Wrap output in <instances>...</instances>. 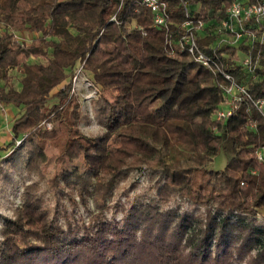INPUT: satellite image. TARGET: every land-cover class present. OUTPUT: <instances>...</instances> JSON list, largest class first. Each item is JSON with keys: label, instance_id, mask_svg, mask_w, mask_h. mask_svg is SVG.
Instances as JSON below:
<instances>
[{"label": "trees", "instance_id": "trees-1", "mask_svg": "<svg viewBox=\"0 0 264 264\" xmlns=\"http://www.w3.org/2000/svg\"><path fill=\"white\" fill-rule=\"evenodd\" d=\"M184 1L193 19L206 23L198 43L246 85L252 100L264 99V43L211 47L233 0ZM167 7L164 28L140 0H0V106L22 109L11 140L0 146L6 151L0 182H11L13 173L35 174L74 207L75 197L86 206L89 196L104 201L131 170L146 168L160 176V204L186 199L205 209L204 224L196 228L192 215L174 211L147 218L145 207L132 206L121 225L100 220L101 211L90 225L66 216L62 226L33 181L0 229V264H264V227L243 218L264 211V163L256 157L264 149V119L249 101L226 120L215 119L225 81L187 52L168 49L167 37L180 38L186 16L178 0H167ZM15 31L39 36L20 42ZM246 55L257 64L256 80L240 64ZM80 65L95 85L116 92L113 101L92 106L100 128L93 135L78 128L83 115L71 81L51 95ZM12 70L21 75L18 89ZM50 99L58 102L49 107ZM48 142L63 162L82 157L87 172L46 180ZM219 154L225 166L215 170Z\"/></svg>", "mask_w": 264, "mask_h": 264}, {"label": "rangeland", "instance_id": "rangeland-1", "mask_svg": "<svg viewBox=\"0 0 264 264\" xmlns=\"http://www.w3.org/2000/svg\"><path fill=\"white\" fill-rule=\"evenodd\" d=\"M1 31V29H0ZM15 36L20 42H29L34 38H37L39 34L28 31H15ZM217 44V43H216ZM31 61H34L31 59ZM14 76V87L18 89L20 87L19 80L21 75L16 71H10ZM73 75V74H72ZM71 75V77H72ZM84 76L89 78L91 82L92 75L84 71ZM70 77V78H71ZM67 80L52 90L51 95L55 94L63 88L70 80ZM98 87V93L91 100V105L88 103V95L92 89H88L83 84H78L75 90V97L80 105V110L83 115L78 128L85 135H93L100 131L99 126L96 123L93 114V105L98 99H107L113 101L116 92L107 91ZM58 102L57 99H50L48 106L52 107ZM21 108L15 106L2 105L0 106V146H4L12 138L11 125L13 120L20 115ZM51 125L47 127L50 129ZM109 146L114 149L115 143L110 142ZM45 151L48 157L47 162L42 165L41 172L46 180L53 179L56 175L65 171L68 174H82L87 172L88 168L85 165L82 157L63 162L59 154V151L50 142L45 146ZM6 151H0V164L6 167L5 160ZM166 160L168 161L167 157ZM225 166V158L222 154L214 157L212 161V168L220 170ZM160 176L151 172L146 168L133 169L128 173L126 179L118 184V187L113 191L112 195L106 198L104 201L96 200L93 195L88 197L87 205H81L78 197H75L77 206H73L72 202L68 199L65 192L52 190L46 185L45 181L38 180V176L35 174H27L25 172L13 173L11 182H0V229L4 224L6 217H14V209L21 206V195L23 192V186L33 181H39L42 198L50 208L51 217L54 222L65 226V218L70 217L74 224L90 225L92 223V217L95 214L103 211L101 219L103 222H109L112 225H121L123 216L132 207L137 208L145 207L143 215L149 218L151 215H155L157 211L165 213L167 211H174L176 214H190L193 217L192 224L196 228L202 227L205 218V209L203 207H196L192 205L186 199L175 197L171 202L166 205H162L157 201L155 184L159 180ZM97 189H100L103 184L100 182L94 183ZM150 207V208H149ZM153 207V208H152ZM152 208V210H150ZM245 223L253 224L256 226L264 227V211H260L255 216L245 215L243 216ZM234 222L238 221V218H232ZM157 225V223H156ZM174 222H171V226ZM234 233V232H232ZM82 231L80 230L76 237H81ZM109 238L111 235L108 234ZM234 235H240L238 231ZM243 235V234H241ZM1 240V235H0ZM254 254V252H252Z\"/></svg>", "mask_w": 264, "mask_h": 264}, {"label": "built area", "instance_id": "built-area-1", "mask_svg": "<svg viewBox=\"0 0 264 264\" xmlns=\"http://www.w3.org/2000/svg\"><path fill=\"white\" fill-rule=\"evenodd\" d=\"M141 3L150 9L153 14V21L156 27L168 26V7L167 0H140ZM184 9L186 19L181 28L183 34L177 41L169 36L166 39L168 49L173 53L175 51L187 52L193 60L199 65L211 68L224 79L221 88L223 91V101L216 110L215 119L218 121L226 120L237 109L241 102L249 101L252 107L264 119V99L252 100L246 85L237 84L230 73H228L218 63L217 59L209 55L203 46L198 43V35L204 31L206 23L202 20L192 18L190 7L184 0H178ZM244 41L250 47L254 43H264V0H233L225 11V18L218 25V35L212 44V48H217L222 44L237 45ZM217 43V44H216ZM240 64L248 72L251 79L256 80L255 74L256 62L249 55L240 60ZM78 84H83L88 89H92L87 96L88 103L98 93V87L84 76L82 65L77 67L71 78V95L75 94V88ZM91 105V103H90ZM47 127L49 123H45ZM249 126L254 128V121H250ZM20 141L17 142V144ZM256 157L259 163H264V149L256 151ZM255 173V171H252Z\"/></svg>", "mask_w": 264, "mask_h": 264}, {"label": "crops", "instance_id": "crops-1", "mask_svg": "<svg viewBox=\"0 0 264 264\" xmlns=\"http://www.w3.org/2000/svg\"><path fill=\"white\" fill-rule=\"evenodd\" d=\"M9 106H12V105H9Z\"/></svg>", "mask_w": 264, "mask_h": 264}]
</instances>
